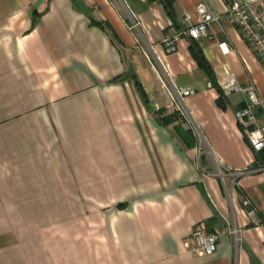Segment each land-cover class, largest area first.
Instances as JSON below:
<instances>
[{
    "label": "crops",
    "instance_id": "1",
    "mask_svg": "<svg viewBox=\"0 0 264 264\" xmlns=\"http://www.w3.org/2000/svg\"><path fill=\"white\" fill-rule=\"evenodd\" d=\"M201 1L220 20L193 40ZM224 10L0 0V264H264V161L235 117L246 96L220 87L231 72L264 101V68Z\"/></svg>",
    "mask_w": 264,
    "mask_h": 264
},
{
    "label": "built area",
    "instance_id": "2",
    "mask_svg": "<svg viewBox=\"0 0 264 264\" xmlns=\"http://www.w3.org/2000/svg\"><path fill=\"white\" fill-rule=\"evenodd\" d=\"M224 1L225 15L264 68V0ZM195 13L197 16L196 21L179 34L198 40L208 36L210 23H219L220 16L216 15L204 1L195 6ZM184 17L189 19L188 14H185ZM136 26H138V22H134L132 27ZM177 35L165 37L164 46L167 52L175 50ZM220 87L225 94L231 91H239L246 96L244 106L236 110L235 117L252 150L256 153L264 151V123L256 124L254 113V110L260 107L264 101L260 98L254 81L250 80L246 84L238 86L234 74L229 72L222 78ZM177 93L186 96L192 94L193 90L191 88H181ZM170 105L180 110V106L175 100H172ZM248 213L251 214L252 211L248 210ZM229 233L236 235L237 229L230 228ZM190 239L192 250L198 254H210L216 249L217 236L208 232L202 223L194 226Z\"/></svg>",
    "mask_w": 264,
    "mask_h": 264
},
{
    "label": "trees",
    "instance_id": "3",
    "mask_svg": "<svg viewBox=\"0 0 264 264\" xmlns=\"http://www.w3.org/2000/svg\"><path fill=\"white\" fill-rule=\"evenodd\" d=\"M167 1H169V0H167ZM194 56H195L196 60L198 61V64H199L201 67H203V69L206 71V73L208 74V76L210 77V79H211L212 81H214V80H213V76H212L211 69L209 68V66H208L207 62L204 60V58L199 54L198 51H196V52L194 53ZM214 84H215V83H214ZM218 91H219L220 96H221V95H222V91L219 89V87H218ZM218 102H219V100H218ZM175 118H176L175 115H174V118L169 117V118H168V121H172V120H174ZM161 122H164V121L162 120ZM259 160L264 161V151L259 152Z\"/></svg>",
    "mask_w": 264,
    "mask_h": 264
}]
</instances>
